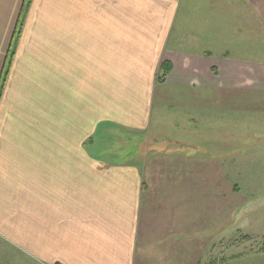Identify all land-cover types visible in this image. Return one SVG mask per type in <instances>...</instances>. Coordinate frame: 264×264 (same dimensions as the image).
Wrapping results in <instances>:
<instances>
[{"label":"crops","instance_id":"crops-1","mask_svg":"<svg viewBox=\"0 0 264 264\" xmlns=\"http://www.w3.org/2000/svg\"><path fill=\"white\" fill-rule=\"evenodd\" d=\"M23 2L0 0V77L9 69L0 93V264H133L149 185L137 166L94 156V134L112 119L148 121L153 83L176 75L172 63L163 80L156 75L172 39L186 57L229 51L216 28L208 38L188 32L196 27L189 22L180 30L192 16L178 13L177 0H31L26 9ZM245 26L264 58V35ZM262 64L243 65L261 74L238 76L229 65L225 75L212 67L181 81L191 90L212 85L214 100H243L233 99V85L264 95ZM145 85L144 114L137 95ZM257 108L264 113V102Z\"/></svg>","mask_w":264,"mask_h":264},{"label":"rangeland","instance_id":"rangeland-1","mask_svg":"<svg viewBox=\"0 0 264 264\" xmlns=\"http://www.w3.org/2000/svg\"><path fill=\"white\" fill-rule=\"evenodd\" d=\"M177 1L178 13L190 14L193 20H183L180 30L189 22L196 27L188 32L208 38L216 28V37L229 54L223 51L221 56L216 50L211 56L186 57L182 48L170 46L172 39L162 61L174 64L176 75L153 83L148 121L144 115L127 124L112 119L106 128H98L90 152L130 169L137 166L147 179L149 190L142 193L138 209L133 264H264V113L254 110L264 95L243 83L233 85V99L238 94L243 100H214L217 89L212 85L191 90L181 81L182 73L212 67L225 75L230 72L222 68L229 65L238 76L247 71L261 74L262 69L244 67L264 62L261 41L245 25L264 35L259 26L264 24V0ZM245 15H251L249 21ZM178 21L179 16L173 30L181 24ZM156 75H161L160 67ZM147 88L143 86L142 92L136 88L144 114ZM187 88L209 94L188 97L183 93Z\"/></svg>","mask_w":264,"mask_h":264},{"label":"trees","instance_id":"trees-1","mask_svg":"<svg viewBox=\"0 0 264 264\" xmlns=\"http://www.w3.org/2000/svg\"><path fill=\"white\" fill-rule=\"evenodd\" d=\"M30 1L31 0H24L23 2V7L26 9L27 6H29L30 4ZM160 69H161V75L157 77V79L159 81L163 80L164 79V76L165 74L171 69V64L168 62V61H161L160 65H159ZM5 80V77H4V73L1 75L0 77V92H1V89H2V86H3V81ZM143 185V188L145 187V183L143 182L142 183ZM238 187L236 186L235 187V190H237Z\"/></svg>","mask_w":264,"mask_h":264}]
</instances>
